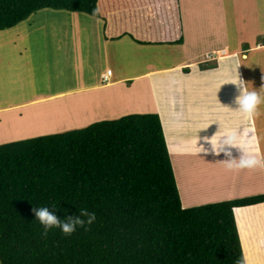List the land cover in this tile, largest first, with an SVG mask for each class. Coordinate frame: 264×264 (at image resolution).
Segmentation results:
<instances>
[{"label": "crops", "instance_id": "obj_1", "mask_svg": "<svg viewBox=\"0 0 264 264\" xmlns=\"http://www.w3.org/2000/svg\"><path fill=\"white\" fill-rule=\"evenodd\" d=\"M121 1L125 6L119 11L108 8L105 15L100 9L104 19L82 13L62 14L69 20L70 30L65 32L70 34L68 41L73 53L65 58L71 60V70L67 71L64 84L51 74L53 65L46 56L39 63L36 75L33 74L36 71L32 70L33 46L25 43L18 46L19 42L11 46L20 39H26L28 33L24 34L25 29L17 31L14 27L0 31V144L23 137L24 132L37 135L47 130L40 120L35 124L24 122L26 114L45 113L47 111H42L45 107L54 111L63 104L74 106L66 114L71 115V122H77L83 116L84 121L76 124L79 128L97 120L119 117L126 108L137 104V85L149 84L152 90L156 80L155 88L160 99L157 113L169 147L175 142L183 150L198 142V153L201 151L198 146L204 143L205 137L213 136L214 140H219L227 132L240 146L231 149L235 152L236 148L245 149L261 161L256 167L247 168L253 180L263 183L257 186L258 190L251 189L236 197L233 194L235 190L229 195L224 191L206 200L197 198V203L184 202L183 199V205L190 207L264 193V102L251 116H242L233 103L237 91L230 83L240 76L248 82L249 91H257L264 99V87L263 92L259 87L264 81V0L261 2V14L254 6L256 0H243L248 4L242 12L239 10L242 0H162L160 6L164 14L159 17L162 20L154 23L151 18L146 25L138 21L136 5L148 3V0ZM243 9L247 12L246 16ZM44 26L42 23L35 28L42 29ZM180 39L183 42L177 43ZM60 43L61 40H58L57 50L66 47L60 46ZM108 70H112L113 74L108 82H104ZM27 73L33 76L27 81L29 87L36 89L33 83L38 74L47 83L45 90H35L26 95L28 84L23 81L16 96L9 97L6 76L12 74L18 82ZM170 75L174 79L167 81ZM182 83L185 89L181 87ZM253 83H259V86L251 87ZM169 98L175 102L174 105L183 106V112L169 110L171 103L166 102ZM121 100L125 101L122 103ZM192 105H197V108L190 115L185 113ZM11 116L19 118L23 125H17L16 119L11 121ZM58 125L56 121L53 127ZM238 129L240 135L237 134ZM10 131V136L15 137H7ZM171 132L174 133L171 135ZM204 146L210 147L207 144ZM240 150L233 155L237 160L243 154ZM171 153L172 156L178 155L177 150ZM200 157L197 169L217 167L216 174L210 177L211 180H218L214 187L218 183L221 185L220 189L216 187L217 190H222L224 185L233 186L234 180L218 179L219 172L225 170L229 162L224 153L201 152ZM238 170H231V179L236 178ZM227 181L230 183L226 184ZM259 213H264V203L236 210L244 252L254 264H264L256 247L264 242V216H255ZM261 248V256H264V245ZM250 255H255L257 261Z\"/></svg>", "mask_w": 264, "mask_h": 264}, {"label": "trees", "instance_id": "obj_2", "mask_svg": "<svg viewBox=\"0 0 264 264\" xmlns=\"http://www.w3.org/2000/svg\"><path fill=\"white\" fill-rule=\"evenodd\" d=\"M99 1L0 0V31L41 9L104 19ZM171 156L157 113L0 144L1 264H238L236 210L264 193L185 207ZM39 206L96 220L44 235Z\"/></svg>", "mask_w": 264, "mask_h": 264}, {"label": "rangeland", "instance_id": "obj_3", "mask_svg": "<svg viewBox=\"0 0 264 264\" xmlns=\"http://www.w3.org/2000/svg\"><path fill=\"white\" fill-rule=\"evenodd\" d=\"M133 0H127V2H131ZM142 1H146V0H142ZM263 0H256L255 2V7L256 10L258 11V14H261L263 11L260 10L262 7V2ZM117 2H119V0H100L99 1V6L100 9L103 11V13L106 15V10L109 8V10L115 9L117 11H119L122 7L125 6V4L119 2V4H117ZM162 0H148V3L145 4H138L136 5L137 9H138V15H137V19L138 21L141 23V25H146L147 23H149V21L152 18V21L154 23H157L158 21L162 20L159 19V17H162L164 12L161 5ZM248 3H244L243 0L242 2L239 3V10L240 12H242V8L246 7ZM129 5V4H128ZM130 6V5H129ZM244 15H247V12L243 9ZM62 14H67V11L64 10H52V9H41L38 10L36 12H34L33 14H31V16H29L27 18V20H23V22L19 23L18 25L14 26L17 30L19 31V29L23 28L25 29L24 34L28 33L26 35V39H20L17 42L11 44V46H13L14 44L19 42L18 46H23V43H25V45L27 46H33L32 51H33V60L32 61V70H35V73H33L34 75H36L37 73V67L39 65V63L41 62L42 59L46 57H48L49 61H50V65L52 64L53 67L51 66V74L53 73V77L57 78V80H59L62 84H64L66 75H67V71L71 70V66L69 65V63H71L70 59H65L66 57L72 55V50L70 45V42L68 41V39H70V34L66 33L65 31H69V27H68V19L62 15ZM42 23H44V28H38L36 29V26L41 25ZM59 26V27H58ZM12 27V28H14ZM55 29V31L53 30ZM6 30V29H5ZM20 38V37H19ZM58 40H61L60 46H65L63 50H57L56 49V45L58 43ZM67 42V44H66ZM54 45V46H53ZM0 46H2L0 44ZM5 46V45H3ZM46 46V47H45ZM65 59V60H64ZM114 66V65H113ZM115 67V66H114ZM144 67V66H143ZM247 70V68H245ZM63 72V75H61V73ZM25 75V74H24ZM7 78H5V80L7 79L9 84L7 85V90L9 92V94H11L9 97H13L16 96L17 94V90L20 89V86L22 85V82L25 81L26 84H28L27 81H29V79L33 76H29L28 73L24 76L22 75V78L17 82L16 78H14V76L12 74H9L8 76H6ZM262 77H264L262 75ZM174 77H172V75H170L168 80H173ZM151 81V80H150ZM263 85H264V81L262 80ZM34 86L36 89H33V87H29L28 86V90L26 91V95H30L31 92L33 91H40V90H45L47 83L45 81H43V79L40 78V76H38L37 74V78L36 80H34ZM60 84V83H59ZM58 84V85H59ZM156 85H157V81L155 80V85L154 88L152 86V90L149 84L146 85H137V89L138 92H135V96L138 98V102H136L137 104L134 105L132 104V106L126 108L122 113L123 115L113 118L114 119H119L122 118L124 116L127 115H131V114H146V113H157V109H158V101H160L159 99V95L157 93L156 90ZM261 85V86H263ZM19 86V88L17 89V87ZM259 83H253L251 84V87H258ZM259 86V87H261ZM181 87L183 89H185L184 84H181ZM261 92H263L262 87H261ZM168 95L171 98L172 97L171 94L168 93ZM125 97V96H124ZM169 98V100H166V102L168 103L170 101L171 104L168 105V109L169 110H181L183 112V106H178V105H174V101ZM125 100H121V102L123 103ZM132 103V100H131ZM187 103V102H186ZM185 104V103H184ZM171 105V106H170ZM71 107L74 106H64L63 107H57L54 108V111H52L50 108L45 107V109H43L42 111H47L45 113H36V115H34L35 113H31L29 115H25L24 116V122L30 123V124H35L36 122L38 123L39 120L42 121V126L43 128L47 129L44 130L42 133H39L37 135L33 134V133H29V132H24L23 137L21 138H13L10 139V142H14V141H19V140H25V139H30V138H34V137H41V136H47V135H52V134H56V133H61V132H66V131H71V130H76L78 129V125L81 122H83V116L82 119H78L77 122L72 121L71 122V115H67L66 113L68 111H71ZM79 107L75 106V108ZM197 108V105H192L190 108H188V110H185V113H188L190 115V113ZM159 114V113H157ZM73 117V116H72ZM77 117V116H75ZM11 121L12 119H16L14 116L10 117ZM88 118H92V117H87L86 120H88ZM165 119H167V115L164 116ZM56 121L59 122V125L57 127H53V124L56 123ZM194 121V119L192 120ZM15 123L17 125L22 126L23 124L21 123V121L18 119L15 120ZM75 123V124H74ZM54 128H57L56 130H54ZM21 132V131H20ZM9 135L7 137H15V136H10L11 135V131L8 132ZM174 132H171V135ZM28 135V136H26ZM243 135L245 136V133L243 131ZM14 139H18V140H14ZM8 142V143H10ZM197 144L188 146L186 148H184L183 150L180 149L181 147L176 145L175 142H173V145L169 147V151L172 152L173 150H177L178 151V155H174L171 156L172 161H173V165H174V169H175V174H176V178H177V183L179 186V190L182 196V200L184 199V202H194L197 203V198H201L200 200H206L208 199V197H212L214 195L219 194L220 192H224L226 193V195H229L233 190H235L234 197H236L238 194H242L245 192L252 190H258L256 189L257 186H262L263 183L258 181L253 180V178L250 177V173H248V169L247 168H243L238 170V172L236 173V178H232V169H229L227 166L225 167V170H221L219 172V178H227L230 180H234V184H233V189L231 190L229 185H224L222 186V190H217V188L220 189L221 185L218 183L216 184V187H214L213 185L218 181V180H211L210 177H213L211 175H215L216 171H217V167L216 168H206V169H197V159H200V151L197 153ZM180 147V148H179ZM257 149V148H256ZM240 149L236 148V152L234 151V149H231V153L232 156L230 154V157L228 158H234L233 155L237 154V151ZM250 150V149H249ZM184 151V152H183ZM243 153V150H240ZM179 152H183L179 154ZM241 153V154H242ZM172 155V153H171ZM200 157V158H199ZM205 157V156H202ZM220 156H218L219 158ZM207 159V157H205ZM217 158V159H218ZM205 163V162H203ZM201 165V164H199ZM219 169V168H218ZM258 169V167H257ZM255 178V177H254ZM216 179V178H215ZM200 181L199 184H197V181ZM230 181H227L226 184H229ZM221 194V193H220ZM263 194V193H262ZM257 195V194H256ZM245 196H249V195H245ZM240 197H244V196H240ZM234 199V198H233ZM228 200V199H227ZM210 203V202H208ZM202 204H206V203H202ZM262 223V221H261ZM240 233V232H239ZM241 236V234H240ZM242 241V239H241ZM251 244H249V249H251L250 247ZM264 245V242H261V245H257L256 247H258V251L260 253V260L261 262L264 263V256H261L262 254V249L261 246ZM242 248H243V252H244V247H243V242H242ZM246 253V252H244ZM1 264V261H0Z\"/></svg>", "mask_w": 264, "mask_h": 264}, {"label": "clouds", "instance_id": "obj_4", "mask_svg": "<svg viewBox=\"0 0 264 264\" xmlns=\"http://www.w3.org/2000/svg\"><path fill=\"white\" fill-rule=\"evenodd\" d=\"M239 66L240 65H238V68ZM230 83L235 86L237 91V95L233 99V103L237 106L236 110H238L242 116H251L254 114L257 107L264 102V99H262L257 91H249L248 82L240 78V76L237 79L232 80ZM237 134H241L239 129L237 130ZM205 144L210 145V147H205ZM235 146L239 145L233 141L230 133L225 132L219 140H214L213 136L205 137L204 143L200 144L198 147L201 149L200 153H212L214 155L224 153L225 157H230V154L232 156L231 148ZM242 150L243 154L238 160L236 158H226L229 161L227 164L229 169L252 168L261 163V161L251 152L245 149ZM53 207L55 208L54 205ZM33 212L35 219L43 226L44 235H47L48 231L54 228H59L65 235H71L76 231L77 226L84 227L86 224L91 225L96 220L95 213H90L85 209H81L79 215H67L63 220L56 214V212L50 210L49 207H35ZM238 264H251V260L247 253L242 255Z\"/></svg>", "mask_w": 264, "mask_h": 264}, {"label": "built area", "instance_id": "obj_5", "mask_svg": "<svg viewBox=\"0 0 264 264\" xmlns=\"http://www.w3.org/2000/svg\"><path fill=\"white\" fill-rule=\"evenodd\" d=\"M112 70H108L107 74L104 76L103 80L104 82H108L109 81V77L112 75Z\"/></svg>", "mask_w": 264, "mask_h": 264}, {"label": "bare ground", "instance_id": "obj_6", "mask_svg": "<svg viewBox=\"0 0 264 264\" xmlns=\"http://www.w3.org/2000/svg\"><path fill=\"white\" fill-rule=\"evenodd\" d=\"M86 106V105H85ZM83 108V107H82ZM85 109V111L87 110L86 108H84ZM89 111V110H88ZM92 117V116H91Z\"/></svg>", "mask_w": 264, "mask_h": 264}]
</instances>
